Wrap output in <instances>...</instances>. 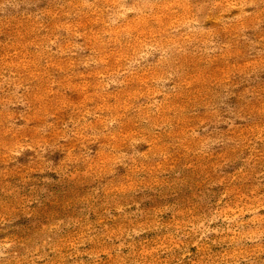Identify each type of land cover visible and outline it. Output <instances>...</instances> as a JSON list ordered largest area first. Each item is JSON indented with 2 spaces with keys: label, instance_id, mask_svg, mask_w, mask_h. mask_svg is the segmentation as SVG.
<instances>
[{
  "label": "rangeland",
  "instance_id": "rangeland-1",
  "mask_svg": "<svg viewBox=\"0 0 264 264\" xmlns=\"http://www.w3.org/2000/svg\"><path fill=\"white\" fill-rule=\"evenodd\" d=\"M0 264H264V0H0Z\"/></svg>",
  "mask_w": 264,
  "mask_h": 264
}]
</instances>
